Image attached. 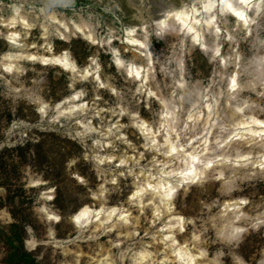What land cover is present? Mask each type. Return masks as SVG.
<instances>
[{
    "label": "clouds",
    "instance_id": "9594fccd",
    "mask_svg": "<svg viewBox=\"0 0 264 264\" xmlns=\"http://www.w3.org/2000/svg\"><path fill=\"white\" fill-rule=\"evenodd\" d=\"M17 2L16 11L24 9V27L38 33L43 44L28 42V32L17 44L15 37L0 31V39L14 46L0 54V68L11 73H0V113L11 112L15 118L23 107L35 121L31 128L56 133L49 159L59 165L61 175L53 182L61 192L53 187L43 206L24 205L27 219L0 215V229L11 235L10 226L19 223L25 251L35 264H176L167 258L176 255L172 238H164V248L171 253L160 259L156 244L163 233L148 223L151 217L184 233L181 239L187 244L181 250L195 264H264V137L247 144L232 142V129L240 121L264 120V0ZM228 4L245 14L247 24ZM3 12L0 0V23ZM178 12L193 14L198 43L178 23ZM125 34H134L140 46L128 48ZM53 42H61L58 55L45 59L41 52H53ZM55 60L65 68L55 77L49 68L23 63L58 64ZM105 63L114 64L116 71L104 74L101 82ZM137 72L143 76L139 82ZM233 78L235 89L230 87ZM101 89L112 100L106 108L97 105ZM90 94L91 107L75 105L77 97L82 101ZM146 96L154 99L145 101ZM105 113L126 116L128 122L105 123ZM96 118L101 127L93 125ZM130 129L144 134L143 144L128 138L125 130ZM150 129L155 133L147 134ZM156 135L166 143L157 144ZM65 136L74 143L63 141ZM41 139L33 136L34 143ZM173 142L176 155L169 152ZM4 147L0 143V149ZM245 152L257 155L253 159ZM25 155L29 163L34 161L35 148ZM189 156L198 157V162ZM13 158L19 159L15 154ZM181 164H194L196 178H182ZM61 193L72 201L64 209L48 203ZM7 194L0 188V195ZM89 197L99 213L87 205L77 210ZM113 198L117 207H109ZM86 215L103 219L89 227L83 222ZM114 232L119 235L101 241ZM145 237L156 242L151 252ZM10 255L6 240L0 238V264H12Z\"/></svg>",
    "mask_w": 264,
    "mask_h": 264
},
{
    "label": "rangeland",
    "instance_id": "374dc122",
    "mask_svg": "<svg viewBox=\"0 0 264 264\" xmlns=\"http://www.w3.org/2000/svg\"><path fill=\"white\" fill-rule=\"evenodd\" d=\"M4 12H3V20L8 19L12 17L13 15L22 16L24 17V9H21L20 12H17L16 9L20 7V4L17 2V0H2ZM26 7V6H25ZM25 18V17H24ZM6 29L0 27V31H3L6 34ZM19 43L23 42V35L22 33L28 32L27 40L30 43H36L39 45L43 44V39L40 37L38 33L31 29H19ZM126 41V34L124 39V44ZM61 42H53V53H57L56 49L58 47V44ZM117 45H119V41L115 42ZM129 48V47H128ZM9 50L7 43H5V40L0 39V54H4ZM32 52L35 51V49L31 50ZM43 52H41L42 54ZM49 54V53H45ZM58 54V53H57ZM124 55H128V53H124ZM105 61H110V56L103 57ZM15 62L14 64H16ZM27 63L29 65L33 63L29 62H23ZM37 67L40 68H49L50 76H57L58 74H62L63 71L57 68L53 67H43L39 64H35ZM116 69L114 65L111 67H108V64L105 63L102 67V74L100 76L101 82L104 80V74L108 73H115ZM209 72H211V68L208 69ZM0 73L1 69H0ZM30 75V74H29ZM142 76V74H141ZM143 78V76H142ZM141 78V79H142ZM139 82V81H138ZM100 99L97 100V105L99 107H107L108 103H111V97L110 94L107 93L105 90H100ZM92 99L93 96L90 94L89 96H85L83 98V101L85 104L89 105L91 107L92 105ZM148 99H154L150 97H145V101ZM107 102V103H105ZM205 112H207V108L204 109ZM105 123L111 121L112 123L115 122L116 119H120L121 123H127L128 118L125 117H112L110 114L105 113L104 116ZM13 123H16V127H12ZM35 123V121L31 118L29 112L21 107L20 109H17L16 117L14 118L11 114V112L7 113H0V143H3L5 147L3 149H0V188H6L7 195H0V215L8 214L12 216V219L15 221L18 218L19 219H27L24 205L28 206H43L44 203V197L46 194H49L51 191V188L56 187L57 192L60 193L61 189L59 186H57L56 183L53 182V177H56L57 179L60 177L61 173L59 170V165L53 164V162L49 159V153L52 150V144L55 142V132H41L38 129L31 128V125ZM93 125L97 127H101L99 118L93 119ZM234 128L232 129V131ZM132 132H136V135L133 136ZM155 133V129H150L147 134L152 135ZM21 134L23 136V142H21ZM125 134L128 136L130 140H132L134 143L143 144L144 134L140 133L136 129H130L125 130ZM33 136L36 137H42L43 139L40 140L39 143H34ZM137 137H139V140H137ZM244 142L249 140V136L245 135L243 136ZM63 141H66L69 145H72L74 142L70 140L69 137H62ZM155 140L157 144L166 143L161 139L160 135L155 136ZM175 145V142H173ZM243 144V143H241ZM176 146V145H175ZM35 148V160L29 163V158L25 155L29 149ZM181 148H183V144L180 145ZM254 147V146H253ZM141 152H145L147 155V151L144 148L139 149ZM18 155L19 159L16 160L13 158V156ZM253 159H255L257 153H250ZM158 156V154H157ZM159 158V156H158ZM165 159H171V157H167ZM143 163V161H142ZM177 164H180V161L176 162ZM183 164H181L182 166ZM175 167V165H173ZM33 182H40L41 184L38 186H32ZM17 201L20 202V206L17 205ZM37 201H39V205H37ZM72 202L69 200V196L61 193L60 196H58L56 201H49L48 203H55L58 208L64 209L66 205ZM84 204H91L96 207H99L96 205V202L89 197L86 201H83L77 206V210L80 209V207ZM117 207L115 203V198H113L112 201L109 203V207ZM127 207V205H125ZM248 205H246L244 208H247ZM243 210V209H242ZM136 215V213H133ZM115 219V217H113ZM163 219V218H162ZM169 220V218H168ZM154 220L149 219V224H151L154 228L160 227L162 223H153ZM141 223L143 224V219L141 220ZM93 224L98 225V222H95L94 220L92 223H90L88 226L91 227ZM7 227V226H6ZM145 228H147V225H144ZM10 232L11 235H8L4 229H0V238L5 239L9 249L11 250V255L9 257L12 264H35V261L33 259V256L30 252L25 251V244H24V233L22 230V227L19 223H13L10 226ZM185 232H187V229H185ZM119 234L114 232L111 237L109 236H101V241H104L106 239L115 238ZM144 232L140 231V236H143ZM184 235V233H177V230L175 229V232L173 233V239L176 240L177 245H183L187 244V240H182L181 237ZM59 238V237H58ZM68 238V237H65ZM158 240H161V236L158 237ZM145 243L149 245L148 250L151 252L153 251L152 245L156 242L152 241L150 237H145ZM156 247L159 248L160 252L162 253L160 259H165L166 257L163 255L164 253H171V249H165L164 245L156 244ZM167 258L173 259V256H168ZM176 264H181L180 262H177L175 260ZM144 264H147V261L145 260Z\"/></svg>",
    "mask_w": 264,
    "mask_h": 264
},
{
    "label": "bare ground",
    "instance_id": "6f19581e",
    "mask_svg": "<svg viewBox=\"0 0 264 264\" xmlns=\"http://www.w3.org/2000/svg\"><path fill=\"white\" fill-rule=\"evenodd\" d=\"M196 12H197L196 19H199L200 9H197ZM185 13H186V15L184 17L185 24H187L188 27H190V28H192L194 30V31H192L191 35L192 36L199 35V32H198V27L199 26L196 25L195 20L193 19V14L188 13V12H185ZM9 23L12 24V27L11 28L7 27V25ZM178 23H180V22H178ZM24 24H25V18L24 17L17 16V15H13L12 17H10L8 19L3 20V23H0V27L6 29L5 30L6 31V34H5L6 36L11 35V36L15 37L17 39V44H18V42H19V31L18 30L21 29V28L25 30ZM180 26L181 27H184V24H181L180 23ZM130 39H132V40L135 39L134 34H133V36L131 38L126 34V41H125V43H126V46L127 47H129V48L139 47L138 44L129 43V40ZM5 43H7L9 50L14 47L13 44H12V41H10V40H5ZM6 53H4V54H6ZM33 54H35V51L33 52ZM42 55H43V57L45 59L52 60L58 54L51 52L48 55L45 54V53H42ZM27 62H29L30 64L31 63H33V64H39V65H41L43 67H53V68H57V69H60L63 72L65 71V68H62L61 67V64H59V63L58 64H52V65H43V64L39 63V61H27ZM10 63L13 64V65H15L14 64L15 61H11ZM114 67H115V65H114ZM0 69H1V72L4 73V68H0ZM4 74L5 75H11V73H4ZM141 78H142V76H141V73H140V76L138 77V81ZM81 102L84 103L83 100L81 101V100L77 99L75 101V105H79ZM251 121L252 120H242V121H240L238 123V127H235L234 130H233V132L235 133V136H234L232 142H234L236 144H241V143L247 144V142L250 141V140H256V141H259L260 140V138L262 136H260V135H254V133H264V128H261L259 125H256V124H252ZM240 125H244V126L242 127ZM245 135L246 136L248 135L250 138H249L248 141H245L244 142L243 136H245ZM173 147L176 148V146L174 145V143L169 147V152H171V149ZM176 153H177V151L175 153H173L172 155H176ZM245 154L246 155H250V153H248V152H245ZM188 159H191V156H189ZM241 162H243V161H241ZM193 167H195L194 164H189V165H184L183 164L181 166V169H183V171H181V173L188 172ZM181 177L182 178L191 177V178L194 179V177L191 176V175L184 176V175L181 174ZM40 184H41L40 182H33L32 186H38ZM166 187H167V185L162 186L161 187V191H164L166 189ZM226 203H227V201H226ZM85 205H87L90 208V211L91 210H94L97 213H99V211H100V208L99 207H96V206L91 205V204H84L80 208L84 207ZM112 207H114V206H112ZM102 219H103V217H101L100 219H92L90 216L86 215L83 218V222H85L87 225H89L90 224L89 221L91 220V223H92V221L94 220L95 222H98L100 224ZM153 223L155 224V222H153ZM168 223L169 224H172L173 223L171 221V218L170 217H169ZM157 229H159L163 233V236H161L160 244L161 245H164L163 244L164 238L165 237H171L173 239V233L175 232V229L176 228H175V226H173V227H166L165 224L162 223L160 227H157ZM185 245L186 244H184V243H183V245L182 244L181 245H177L175 251H176V253H179V255H175L173 258L177 262H180L181 264H195V259L192 258L191 255L186 256L185 253L181 250L182 247L185 246Z\"/></svg>",
    "mask_w": 264,
    "mask_h": 264
},
{
    "label": "snow or ice",
    "instance_id": "6c2138e0",
    "mask_svg": "<svg viewBox=\"0 0 264 264\" xmlns=\"http://www.w3.org/2000/svg\"><path fill=\"white\" fill-rule=\"evenodd\" d=\"M241 2L244 3V2H246V0H241ZM228 9H229V11H231V12L233 13V15H235V16L238 17L241 21H243L245 24H247V17L245 16V14H244L243 12H241V11H237V10L233 9V8L231 7V4H228ZM185 15H186L185 12H178V13H176V19H177V21L180 22L181 24H184V27H185V28H188V30H189L190 32H192V31H194V30H193L192 28L188 27V25L185 24V22H184V17H185ZM196 22L198 23L199 21H196ZM210 23H211V22H210ZM194 39H195L196 42L198 43V42H199V35L194 36ZM129 43H132V44H138V45L140 46V42H139V41H136V40H130ZM31 59L35 60L36 57H31ZM54 62H55V63H61V61H59V60H55ZM117 62L119 63V61H117ZM44 63H48V61H47V60H44ZM67 66H68L67 63L65 62V67H67ZM6 70H7V71H11V68H8V69H6ZM136 75H137V77H139V76H140V73L137 72ZM230 87H231L232 89H235V88L237 87V81H236L235 78L232 79L231 84H230ZM77 99H78V97H77ZM238 111H242V110H241V109H238ZM190 119H191V117H190ZM251 123H252V124L259 125L261 128H264V120L252 119ZM240 126L243 127L244 125H240ZM254 135H260V136L264 137V133H254ZM176 151H177L176 148L173 147V148L171 149L170 154H173V153H175ZM243 158H244V159H247V157H243ZM191 160L194 161V162H198L199 158L196 157V156H191ZM208 166L211 167V164H209ZM260 167H261V168H264V165H260ZM181 174L184 175V176H189V175H191V176L194 177V179L196 178L195 168H194V167L191 168L188 172H184V173H181ZM137 195H139V193H137ZM50 218H51V217H50ZM79 219H80V217H77V222H79ZM121 219H123V217H121ZM165 239H171V237H165ZM175 254H176V255H179V253H175Z\"/></svg>",
    "mask_w": 264,
    "mask_h": 264
}]
</instances>
